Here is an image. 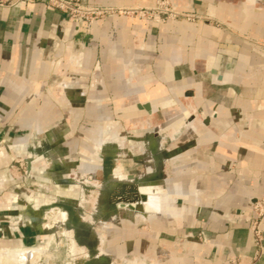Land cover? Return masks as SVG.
I'll list each match as a JSON object with an SVG mask.
<instances>
[{"label": "crops", "instance_id": "obj_1", "mask_svg": "<svg viewBox=\"0 0 264 264\" xmlns=\"http://www.w3.org/2000/svg\"><path fill=\"white\" fill-rule=\"evenodd\" d=\"M2 1L0 142L21 146L38 129L63 133L60 113L45 100L31 101V93L37 80L48 75L54 54L67 55L78 50L76 42L88 41L80 66L70 74L74 88L84 89L96 71L95 63L101 65L95 74L105 79L106 88L85 103L91 109L87 115L91 136L115 118L128 131L129 140L139 145L140 155H150L152 163L148 167L143 160L141 175L124 173L155 183V211L146 219L154 226L159 247L170 252L169 264H225L231 256L247 259L254 250L252 236L245 218L236 212L252 205L262 183L264 51L255 43H264V0H170L177 11L211 22L171 19L154 24L124 16L71 23L43 3L9 6ZM128 30L137 31L144 46L136 58L139 69L133 71L124 66L118 50L103 52L107 39L121 46L131 44ZM100 31L105 39L95 37ZM151 137L154 141L149 144ZM66 148L65 143L60 147L64 152ZM2 164L0 180L8 173ZM26 170L48 177L44 167ZM3 203L1 199L0 240H18L21 244L9 247L24 249L39 234L32 216L25 203H18L22 210ZM187 231H201L209 240L198 248L172 240ZM261 233L256 264H264V221Z\"/></svg>", "mask_w": 264, "mask_h": 264}, {"label": "rangeland", "instance_id": "obj_2", "mask_svg": "<svg viewBox=\"0 0 264 264\" xmlns=\"http://www.w3.org/2000/svg\"><path fill=\"white\" fill-rule=\"evenodd\" d=\"M91 5L109 8L102 16L94 18V21L124 16L152 24L171 19L211 22L193 13L177 11L172 7L170 0H153L152 4L147 5ZM155 7L159 9L154 10ZM136 8L142 9L143 13ZM67 21L74 23L68 19ZM128 35L131 44L121 46L113 39H107L108 46L103 52L111 53L118 50L124 66L133 71L136 67L139 69L136 58L144 51V46L139 43L137 31L128 30ZM95 37L105 39L106 34L100 31ZM75 44L77 51L67 55L59 53L53 55L48 75L37 80V87L31 93V101L45 100L60 113L63 133L60 135L55 128L40 131L38 129L34 136H30L21 146L7 141L0 142V151L4 150L0 155V163H3L2 167L8 169V173L0 180V186L3 185L0 195L5 194L1 199L4 203L7 201L10 203L8 208L22 210L21 204L25 203L29 215L41 221L36 225L38 236L24 249H38L43 244L46 245L45 253L42 252L44 254L40 253L36 260L31 259L23 264H169L170 252L159 247L157 243L159 239L154 237V226L146 219L154 214V211L151 209L145 211L142 207L146 202V194L138 192L143 194L144 198L138 197L137 200L119 203L124 199H133L135 188L139 191L136 181L138 176L134 175L143 173L144 159L148 167L152 159L150 155L144 157L140 155L139 145L129 140L128 131L123 129L122 122L115 118H110L105 125H100L97 136H91L92 126L87 117L91 109L86 108L85 103L105 90V79L95 74L101 70L100 63L96 62L94 65L96 71L88 77V86L84 89L74 88L75 78L70 73L80 66L82 53L90 46L88 41H78ZM255 45L264 51V43ZM60 75L62 76L59 77ZM51 88L57 89L58 92L52 93ZM100 115H106V112H101ZM63 134L66 135V139ZM64 143L67 147L66 152L60 149ZM17 151L20 152L16 154ZM49 158H52L53 167H50ZM28 165L41 169L44 167L48 177L39 176L43 173L38 172L29 174L26 170ZM92 167L100 168L93 170ZM115 167H118L121 173L113 180L114 185L110 186L109 175ZM65 168L67 172L59 175V171ZM124 172H132L134 175ZM145 181L149 180L146 178ZM261 182L259 195L254 201L264 199V163ZM17 184H21L23 188L19 189L16 187ZM154 192L155 190L149 195L155 196ZM7 195L9 200L5 198ZM139 206L146 215L136 212ZM59 211L64 212L61 219L55 216ZM236 213L245 218L254 250L247 259L231 256L226 259L225 264H256L261 252L264 211L258 215L259 206H253L252 202L248 209H239ZM45 215L48 221H42V216ZM255 221L260 224L259 240L251 232ZM43 223L45 226H41ZM172 240L180 245L198 248L204 246L209 238L201 231H187L181 236L173 237ZM18 242L0 240V246L21 244Z\"/></svg>", "mask_w": 264, "mask_h": 264}, {"label": "bare ground", "instance_id": "obj_3", "mask_svg": "<svg viewBox=\"0 0 264 264\" xmlns=\"http://www.w3.org/2000/svg\"><path fill=\"white\" fill-rule=\"evenodd\" d=\"M68 88V87H67ZM68 91V90H67ZM70 92V91H69ZM69 99V98H68ZM155 136V135H154ZM148 139V138H147ZM153 141H154V138L153 137H151L148 141H147V143H149V144H152L153 143ZM103 145V144H102ZM99 146V145H98ZM103 147V146H102ZM148 147V146H147ZM100 149V148H99ZM3 150V149H2ZM4 151V150H3ZM48 154H49V152H48ZM49 160L51 161V164H50V167H53L54 166V164H53V162H52V158L50 159L49 158ZM58 160H59V158H58ZM60 160H62V159H60ZM53 161H54V158H53ZM59 162V161H58ZM61 162V161H60ZM59 162V163H60ZM160 162V161H159ZM48 163H50V162H48ZM56 163H57V161H56ZM62 164V163H61ZM157 164V163H156ZM44 166V165H43ZM155 167H156V165H155ZM113 172H112V174H110L109 175V178L111 179L110 180V186H113L114 185V183H113V180H115V179H117L118 177H119V175H120V173H121V171L119 170V168L118 167H115L113 170H112ZM145 177L144 178H142V176H138L137 177V179H136V181L138 182V189H139V191L138 192H140V193H144V194H146V196H145V200H146V202H145V204H143L142 205V207L143 208H145L144 210L146 211H150L149 209H151V211L153 210V211H155V203L156 202H154V201H156L155 200V197L156 196H151V195H149L150 193H152V191L153 190H155V185H153L154 184V182L152 181V182H149V181H145ZM125 180V179H124ZM140 180V181H139ZM125 181H127V180H125ZM118 183V182H117ZM5 198H7L8 200H9V196L7 195ZM13 201V200H12ZM41 201V200H40ZM3 205L5 206V207H9L10 206V203L7 201V202H5V203H3ZM157 206V205H156ZM34 207V206H33ZM137 209V208H136ZM30 211V210H29ZM134 212V211H133ZM137 213H143V210H142V208L139 206L138 207V209H137V211H136ZM135 213V212H134ZM56 214V213H55ZM144 214V213H143ZM144 215H146V214H144ZM55 216H57V218L59 219H61V217H63L64 216V212H62V211H59L58 212V214L57 215H55ZM29 217H31V216H29ZM32 219H33V221H34V223H35V225H37L38 223L37 222H39L38 221V219L35 217V216H32ZM44 219V220H43ZM42 221H48V218H47V216L45 215V216H42ZM41 222V221H40ZM39 222V223H40ZM44 225V223L43 224H41V226H43ZM45 226V225H44ZM40 227V226H39ZM46 227H48V226H46ZM46 249V245H44L43 244V246H40L38 249H33V248H27V249H21V248H19V247H9V246H3L1 249H0V264H2V263H12V262H17V264H23L25 261H30L31 259H34V260H36L38 257H39V255H40V253H42V252H44V250ZM45 253V252H44ZM44 253H42V254H44ZM33 262V261H32Z\"/></svg>", "mask_w": 264, "mask_h": 264}, {"label": "built area", "instance_id": "obj_4", "mask_svg": "<svg viewBox=\"0 0 264 264\" xmlns=\"http://www.w3.org/2000/svg\"><path fill=\"white\" fill-rule=\"evenodd\" d=\"M21 2H28V3H43L56 11L64 14V16L74 23H91L94 21V18L98 16H102L103 13H105L109 8L100 6V5H91L84 3L82 0H3L1 3H5L6 5L13 6ZM158 7H155L154 10H158ZM139 12L142 11V9H137ZM177 13V12H175ZM261 199H257L253 201V206L257 207L259 206V213L258 215L262 214L264 211V199L259 201ZM259 223L256 221L251 227V232L255 237H258V240L260 239V227ZM257 240V243H258ZM256 244V242H255ZM262 251V248H260ZM261 253V252H260ZM260 255V254H259Z\"/></svg>", "mask_w": 264, "mask_h": 264}, {"label": "water", "instance_id": "obj_5", "mask_svg": "<svg viewBox=\"0 0 264 264\" xmlns=\"http://www.w3.org/2000/svg\"><path fill=\"white\" fill-rule=\"evenodd\" d=\"M143 106V108L144 109H148V105H142ZM27 167H29V165L27 166ZM118 183H121V184H127V183H124V182H118ZM128 185V184H127ZM129 185H135V184H129ZM133 195H134V197H133V199H124V198H122V199H124L123 201H120L119 203H121V202H124V201H126V200H137V198L138 197H140V198H144V195L143 194H140V193H138V191H136V188H135V191L133 192ZM121 205V204H120Z\"/></svg>", "mask_w": 264, "mask_h": 264}]
</instances>
